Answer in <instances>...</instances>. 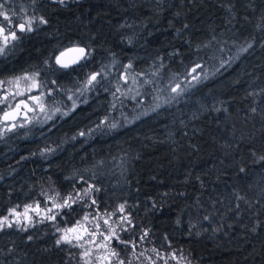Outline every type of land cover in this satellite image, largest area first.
I'll list each match as a JSON object with an SVG mask.
<instances>
[{
	"label": "trees",
	"instance_id": "trees-1",
	"mask_svg": "<svg viewBox=\"0 0 264 264\" xmlns=\"http://www.w3.org/2000/svg\"><path fill=\"white\" fill-rule=\"evenodd\" d=\"M4 10L43 15L48 24L0 57V78L54 60L72 44L90 46L92 55L70 75L50 72L47 79L59 78L67 88L113 59L121 66L131 62L136 72L164 67L149 76L155 82L140 89L141 97L129 96L112 111L111 92L101 87L70 116L0 139V215L45 200L42 191L100 189L62 209L55 224L0 232V264H82L81 249L55 243L56 227L124 202L135 232L121 237L135 240L145 228L151 233L137 251L163 242L161 251L187 258L181 264H264V0H38L34 7L31 0H7ZM247 44L249 51L237 52ZM230 57L175 101L149 110L156 88L161 100L168 97L173 73L193 61L211 73ZM141 112L148 114L123 123L121 113L132 120ZM105 115L122 126L77 135L95 129ZM46 147L55 151L42 157Z\"/></svg>",
	"mask_w": 264,
	"mask_h": 264
},
{
	"label": "snow or ice",
	"instance_id": "snow-or-ice-1",
	"mask_svg": "<svg viewBox=\"0 0 264 264\" xmlns=\"http://www.w3.org/2000/svg\"><path fill=\"white\" fill-rule=\"evenodd\" d=\"M37 2L38 0H31V5L34 7ZM56 2L63 4L65 0H56ZM6 3L7 0L0 2V57L19 47L28 34L35 33L41 29L42 25L48 24V20L43 15L35 13L20 15L14 11H6L4 10ZM20 12H25V9H20ZM129 42L131 41L129 40ZM251 47V44H247V46L238 48L237 52L245 53ZM222 51L223 49H221ZM91 55L90 46L73 44L71 47L60 50L54 56V60L45 59L40 66L0 78V139H3L8 133H15L18 128L23 129L34 123H47L54 121L57 117L70 116L81 103H87L85 97L97 88L102 87L103 91L111 92L112 103L109 111H112L117 108V104L122 106L124 99L129 96L132 99L141 97L140 89L144 85L155 82L149 76L153 78L158 76L160 69L164 67V64L161 63L156 71L150 74L144 71L136 72L131 62L121 66L113 59L110 64L101 65L96 70L86 73L83 80L74 81L72 88L60 84L59 78L47 79L50 72H62L63 75H70L77 68L83 69ZM232 59L230 57L228 60H222L220 68L213 69L211 73L204 64L194 61L192 67L185 66L181 72L173 73L168 88L165 89V91L170 89L168 97L161 100L159 95L161 89L156 88L155 91L158 95L153 98L154 103L149 110L155 111L162 104L175 101L196 84L208 79L210 75H214L230 64ZM173 84L174 86H172ZM109 85H112L114 90ZM67 102H71V107L67 106ZM252 111L255 112L256 109L253 108ZM147 114V112H141L132 120H129L124 113H121V116L123 123H132L140 116ZM38 116H43V120L37 119ZM105 125L109 131L122 126L120 121L109 122V116L105 115L95 129L80 131L77 135L80 137L89 136L94 131L102 130ZM72 139L75 140L76 136H73ZM54 151L55 149L46 147L41 150L40 155L46 157ZM21 159H25V157H21ZM260 159L264 160V157H260ZM240 171L243 172L245 169L241 168ZM80 180L83 182L84 176H81ZM98 191L100 189L95 184H87L80 190L73 188L67 193L53 190L52 194H49L42 191L41 196H44L45 200L25 204L23 212L18 211L16 207H10L7 209V214L0 215V232L13 227L20 231H27L34 223H43L44 221L55 224L62 209H72L74 204L85 201L92 193ZM237 199H243V197L237 196ZM49 203L50 207H42V204ZM97 203L96 199L91 200V205L95 206ZM33 214L40 219L34 220ZM113 217H118V219L113 220ZM204 219L207 220L208 217L205 216ZM100 221L103 223L101 224ZM88 224H93V229H90ZM102 227L105 230L102 231ZM129 231L135 232L134 220L128 211L127 202H124L118 204L112 211L85 213L82 219L77 220L71 227H56L59 236L55 243L69 245L73 249H81L79 257L82 264H160V262L171 264L172 261H175V264H181L182 261H186L187 258L180 255L177 250L161 251L160 249L164 247L163 242L159 248L152 247L137 251L143 242L149 240L150 230L147 228L140 230L139 236L135 240L123 239L120 233ZM28 239L31 240L32 237L28 236ZM168 239L166 235L163 237V241H168ZM114 242L117 245H123L124 248L118 250L117 247L112 246ZM168 247H171L170 243ZM122 251L125 253L123 256L121 255Z\"/></svg>",
	"mask_w": 264,
	"mask_h": 264
},
{
	"label": "rangeland",
	"instance_id": "rangeland-1",
	"mask_svg": "<svg viewBox=\"0 0 264 264\" xmlns=\"http://www.w3.org/2000/svg\"><path fill=\"white\" fill-rule=\"evenodd\" d=\"M37 119L43 120V116H38ZM39 124H41V123H34L27 128L21 129V131L19 129H17L15 133L21 134V133H25V131H31L36 125H39ZM23 207L24 206L20 207L18 211L23 212Z\"/></svg>",
	"mask_w": 264,
	"mask_h": 264
},
{
	"label": "water",
	"instance_id": "water-1",
	"mask_svg": "<svg viewBox=\"0 0 264 264\" xmlns=\"http://www.w3.org/2000/svg\"><path fill=\"white\" fill-rule=\"evenodd\" d=\"M79 45H80V46H83V45H81V44H79ZM71 46H73V44H72V45H67V46H65V48H66V47H71ZM63 49H64V48H63ZM63 49H61V50H63ZM59 51H60V50H59ZM59 51H58V52H59ZM58 52L56 53V55L58 54Z\"/></svg>",
	"mask_w": 264,
	"mask_h": 264
}]
</instances>
